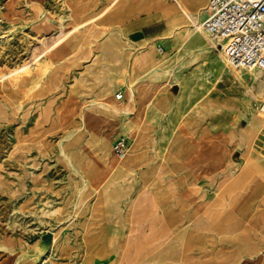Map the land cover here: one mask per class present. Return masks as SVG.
Here are the masks:
<instances>
[{"label":"rangeland","instance_id":"1","mask_svg":"<svg viewBox=\"0 0 264 264\" xmlns=\"http://www.w3.org/2000/svg\"><path fill=\"white\" fill-rule=\"evenodd\" d=\"M109 2L0 0V264H264L261 72L232 80L179 8L152 10L165 32L131 42L126 23L150 10ZM186 3L202 21L206 0ZM61 27L42 63L36 36ZM189 224L200 240H176Z\"/></svg>","mask_w":264,"mask_h":264},{"label":"built area","instance_id":"2","mask_svg":"<svg viewBox=\"0 0 264 264\" xmlns=\"http://www.w3.org/2000/svg\"><path fill=\"white\" fill-rule=\"evenodd\" d=\"M204 10L202 27L229 63L243 70L259 69L264 84V0H207ZM122 97V92L116 94L117 99ZM129 147V139L119 136L112 151L122 159Z\"/></svg>","mask_w":264,"mask_h":264},{"label":"bare ground","instance_id":"3","mask_svg":"<svg viewBox=\"0 0 264 264\" xmlns=\"http://www.w3.org/2000/svg\"><path fill=\"white\" fill-rule=\"evenodd\" d=\"M113 2H115V9L120 6L121 4H125L124 7L119 11L120 12V15L122 16L123 13L125 15L126 11H124L123 9L126 8L127 12L130 13V16H133L136 14V9H137V6H139V4H142L143 3V6H144V9L145 10H156V9H160L162 11H170L171 9L173 8H179L183 14L195 25V27H199L202 26V21H200V18L198 16H195L194 17V13L189 9L187 3H186V0H110L109 4L107 5V7H109L111 4H113ZM72 4V3H70ZM114 9V10H115ZM69 14L71 15V17L74 19L76 18V16L80 15L81 12L79 9L75 8V7H72L70 10H69ZM116 12V11H113V13ZM123 12V13H121ZM158 12V11H157ZM159 13V12H158ZM128 15V14H127ZM94 20V16L93 17H88L86 19H83L82 21H80L76 26H74L72 28L73 29H77L78 27L80 26H83L84 24L90 22V21H93ZM41 26H42V29H49V24H45L43 23V21L41 22ZM64 28V27H63ZM62 27L59 28L58 30H55L54 32L50 33L51 29L46 32L48 33L47 35L45 33H39L38 36H36V39L38 41V44L41 45V46H45V50L44 52H46V57L42 59V63L43 62H46L48 60H50V58H52V56H54V50H53V46L56 45L66 34H68L70 31H66L64 30ZM203 28V27H202ZM84 29V28H82ZM166 30V29H165ZM204 30V29H203ZM81 31V30H80ZM79 31V32H80ZM88 32V31H87ZM205 32V31H204ZM79 34V33H78ZM82 34V32H81ZM191 35V33H190ZM188 35V36H190ZM80 37V36H79ZM78 37V38H79ZM168 38V37H167ZM75 39V38H73ZM185 40V39H184ZM192 42H197L199 44H202L203 43V36L201 34H197L196 36H193L192 38ZM64 43V42H63ZM37 44V45H38ZM66 46V45H65ZM72 48V47H70ZM158 50L160 52H162V50H160L158 48ZM43 52V53H44ZM42 53V52H41ZM59 53V52H57ZM224 58V61H225V66L227 68H233L230 70V76H232V80H237V79H240L242 80L243 77L242 75L240 74L241 70H243L242 68H238V67H235L233 65H231L229 63V61L226 59V57L224 56V54L222 53V59ZM34 60H36V58L33 59V62ZM32 62V63H33ZM218 66L220 68V71L219 72V76L218 78H220L221 80L223 79V77H225V71H224V66L223 64L221 63V60L220 58L218 57ZM28 64V63H27ZM237 69V70H235ZM35 70V69H34ZM248 72H250V74L253 76V78H257L260 70L257 69V68H250V69H247ZM14 73V72H13ZM31 73L30 71V67L28 65H23L19 71H17V73L15 74V76H23V75H29ZM10 74V73H9ZM3 77V76H2ZM10 77V76H9ZM2 79V78H1ZM15 79V78H14ZM18 80V79H17ZM17 80L13 81L14 83L17 82ZM2 82V81H1ZM15 85V84H14ZM164 87H161V86H158L156 87L154 93L152 94L151 96V103L153 102L155 104V106L158 104L157 101H158V96H159V92L163 89ZM222 89V88H221ZM261 90V89H260ZM157 98V100L155 101V99ZM230 108V107H229ZM224 115V114H223ZM144 117V116H143ZM143 121V120H142ZM249 128H254V122L250 123L249 124ZM219 132H221V130H207L205 132V135L209 138V140L207 141L208 144H213V141H212V138L218 134ZM139 135V134H138ZM253 135V134H252ZM102 143L105 144V139H102ZM206 143V144H207ZM138 144V143H137ZM207 144V145H208ZM105 153V152H104ZM102 155V154H101ZM107 158V157H106ZM108 160V159H107ZM115 162V161H114ZM114 164H117V161L114 163Z\"/></svg>","mask_w":264,"mask_h":264},{"label":"crops","instance_id":"4","mask_svg":"<svg viewBox=\"0 0 264 264\" xmlns=\"http://www.w3.org/2000/svg\"><path fill=\"white\" fill-rule=\"evenodd\" d=\"M204 17H205V10L203 14V18ZM161 22H162L161 15L158 12H154L150 10L149 14L145 15L141 20H133L130 23H126L125 29L128 33L129 40L131 42H141V41L148 40L149 42L153 43L155 40H157V37H159L160 34L165 32V29L158 25ZM160 46L162 47V51H163V46L162 45ZM150 49L153 50V47L151 46ZM148 56L151 58H154V53L152 52V55L149 54ZM144 65H146V63ZM199 151L204 156L203 152L201 150ZM205 156H204L205 158L204 161H209L210 158H208L207 156L205 157ZM181 180L183 181L184 177ZM257 218L262 221V224H264L263 216L260 215ZM252 225H254V221H251V226ZM163 236L165 235H159L156 237V239H162ZM181 237L186 243L187 242L191 243L194 241H199L201 238V235L199 234V231L197 230V228H195V226L189 224L187 226H182L180 230L177 232V234L175 235L176 240L180 239Z\"/></svg>","mask_w":264,"mask_h":264}]
</instances>
